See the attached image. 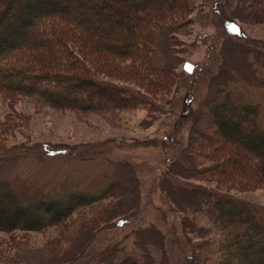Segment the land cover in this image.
I'll return each instance as SVG.
<instances>
[{"label": "rangeland", "instance_id": "1", "mask_svg": "<svg viewBox=\"0 0 264 264\" xmlns=\"http://www.w3.org/2000/svg\"><path fill=\"white\" fill-rule=\"evenodd\" d=\"M187 2L181 25L150 33L151 62L169 72L166 87L129 80L126 62L100 63V81L148 105L83 114L0 91V177L21 202L111 194L61 225L0 233V264H118L127 256L138 264H205L200 243L221 232L199 186L264 215V186L193 177L210 160L196 156L192 142L207 117L204 101L219 88L238 108L256 107L264 130V18L254 17L253 0Z\"/></svg>", "mask_w": 264, "mask_h": 264}, {"label": "trees", "instance_id": "2", "mask_svg": "<svg viewBox=\"0 0 264 264\" xmlns=\"http://www.w3.org/2000/svg\"><path fill=\"white\" fill-rule=\"evenodd\" d=\"M253 2L254 17L262 20L264 0ZM188 8L187 0H0V91L83 114L148 105L127 88L100 81V63L108 68L126 62L122 72L129 80L151 90L166 87L169 72L151 62L150 33L178 27ZM204 107L207 117L192 142L196 156L210 163L193 177L217 185L264 186V130L256 125L257 108H238L223 88L213 91ZM197 188L211 226L221 232L200 243L204 263L264 264V215L215 187ZM110 195L105 188L96 198L72 193L23 203L0 177V233L61 225L77 209ZM118 264L138 262L127 256Z\"/></svg>", "mask_w": 264, "mask_h": 264}]
</instances>
